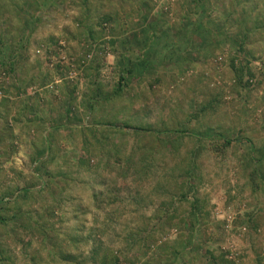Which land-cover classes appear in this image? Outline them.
Wrapping results in <instances>:
<instances>
[{
  "label": "rangeland",
  "instance_id": "rangeland-1",
  "mask_svg": "<svg viewBox=\"0 0 264 264\" xmlns=\"http://www.w3.org/2000/svg\"><path fill=\"white\" fill-rule=\"evenodd\" d=\"M0 264H264V0H0Z\"/></svg>",
  "mask_w": 264,
  "mask_h": 264
}]
</instances>
